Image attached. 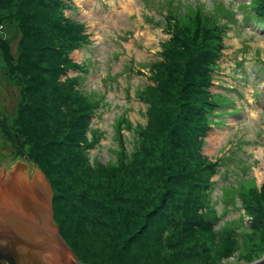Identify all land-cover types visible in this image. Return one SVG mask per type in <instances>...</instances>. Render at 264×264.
Listing matches in <instances>:
<instances>
[{
	"label": "rangeland",
	"instance_id": "rangeland-1",
	"mask_svg": "<svg viewBox=\"0 0 264 264\" xmlns=\"http://www.w3.org/2000/svg\"><path fill=\"white\" fill-rule=\"evenodd\" d=\"M168 3L177 4L189 12L212 10L227 26L218 59L219 67L209 84L213 102L218 106L212 115V128L202 136L205 145L201 153L207 162L213 164L215 171L202 173L204 182L208 181L209 185L202 187L201 194L197 191V194L191 195L188 184L179 186L174 192L176 194L169 202L172 208L168 211L171 220L167 221V226L175 225L173 234H177L171 239L157 240L158 235L152 233L151 239L144 244L155 250L156 245L164 242L163 247H158L169 252L173 247V238L179 242L181 233L198 229L192 231L186 243L178 248L177 257H183L186 264H247L264 254L252 256L251 250L263 243L253 233V216L247 206L249 197L255 198L251 186L255 184L259 189L264 185V26L255 20L248 21L249 17L247 20L244 18V11L239 5L247 4L249 0H92L87 7H81L76 0H72V7L65 8L63 14L83 25V32L89 36L90 42L89 47L71 51L73 65L60 77V82L70 84L69 80L75 78L82 82V92L89 97L83 102L87 107L90 102L94 105L86 136L91 141L96 137L97 140L85 149L87 165L71 160L73 145L55 141L52 157L57 165L52 167L57 169L59 166L61 169L57 180L65 187L64 192L73 195L69 198L70 206L77 208L81 216L87 212H92L93 217L100 215L101 208L108 206L102 201L113 203L115 197L127 206V209L122 208L123 211L132 214L146 212L160 202L161 197L154 200L149 197H153V191L158 194L160 190L159 168H163L164 162L157 160L152 163L144 147L135 159L130 153L135 150V142H146L149 138L146 125L150 102L141 98L138 92L148 89V93L153 94L157 86L153 78V64L164 60L162 46L171 36L164 29L165 22H162ZM33 6L31 3V12L35 9ZM21 7L22 0H0V165L7 162L9 166L17 160L26 159L7 153L12 144L10 134L4 131L9 122L16 119L21 100L23 84L11 81L6 72L9 58H15V66L20 62L17 45L23 32L18 20ZM41 11L45 19L47 13ZM251 13L258 16L257 10H251ZM42 28L43 35H48L52 42L58 41V37L54 39L46 26ZM27 45L30 50L33 49L32 40ZM20 80L25 84V80ZM86 112L78 113L79 120ZM173 114L177 116L178 111ZM73 118L67 123H60L63 127H57L58 132L71 125ZM183 118L187 115L183 114ZM159 138L160 135L155 142L163 148L166 142ZM30 145L32 148L33 144ZM31 148L26 147L25 152H30ZM161 153L163 149L158 155ZM123 162L130 166L124 171L117 169L119 175L124 176L119 183V177L112 172ZM90 165L93 169L110 167V171L102 177L107 179L112 173V183L106 185L99 175L95 176L97 173H91ZM177 184H173L172 188ZM88 197L94 202L89 199L83 201ZM116 207L120 206L116 204ZM173 211L176 219L172 218L175 217ZM101 224L112 228L115 221L107 215L106 221ZM250 234L254 238L250 239ZM172 252H177V249ZM148 253L151 255V249ZM177 257H174L176 261Z\"/></svg>",
	"mask_w": 264,
	"mask_h": 264
},
{
	"label": "trees",
	"instance_id": "trees-1",
	"mask_svg": "<svg viewBox=\"0 0 264 264\" xmlns=\"http://www.w3.org/2000/svg\"><path fill=\"white\" fill-rule=\"evenodd\" d=\"M30 2L32 6L35 4L32 12ZM68 7H72V0L70 2L22 0V7L18 13V20L23 30L21 41L17 45L20 50V62L15 66L13 64L15 58L13 57V60L9 58L10 65L6 71L11 76V81L13 79L23 84L19 106L17 104V117L13 122H9L5 130L3 128L10 134L9 141L12 146L9 153L15 151L14 155L33 161L46 174L54 192L55 221L60 226L65 241L81 262L186 264L183 257H177L178 248L183 242L186 243L192 231L196 232L198 229L181 233L179 242L173 238L171 244L174 248L169 249V252L168 249L166 252L159 249L161 245L164 246V242L156 245L155 250L145 246L144 243L151 239L152 233L158 235L157 240H164L167 237L171 239L177 234H173L175 225L167 226V221L171 220L168 215V211L172 208L169 202L174 198L176 194L174 192L179 186L188 184L192 190L191 195L197 194V191L201 194L202 187L209 185L208 181H205V184L202 173L212 169L213 172L215 171L213 164L207 162L201 153L205 145L202 136L212 128V115L218 106L213 102L209 84L213 73L219 67L218 59L227 26L212 10L205 11L199 8L197 13L189 12L186 9L182 10L177 4L168 3L167 13L164 14L162 22H165L164 29L170 32L171 36L162 46L164 60L153 64L155 74L153 78L157 81V86L153 94L148 93V89L138 92L141 98L150 102V107L147 109L149 121L146 125L149 138L146 142H135V150L130 153L135 159L140 149L144 147L146 153L149 152V160L152 163L157 160L164 162L163 168H159L160 190L158 194L154 191L150 192L153 197H149L151 200L161 197V200L146 212L132 214L130 211L125 213L122 208L127 209V206L121 199L115 197L112 199L113 203L110 200L102 201V204L108 206L101 208L100 215L93 217L92 212H87L86 215L81 216L76 211L77 208L70 206L69 198L73 195L64 192L65 187L57 180L61 169L59 166L57 169L52 167L57 165L52 157L55 141L62 145H73L71 160L86 164L85 149L93 146L97 140L96 137L91 141L86 136L89 128L88 120L94 105L90 102L87 107L83 102L89 97L82 92L84 89L82 82L78 81L79 78L69 80L70 84L60 82V77L73 65L71 51L79 47H89L90 42L89 36L83 32V25L64 16V10ZM239 7L244 11L246 20L249 17L248 21L255 20L264 26V0H249V3L240 4ZM41 10L47 13L45 19L41 15ZM251 10H257L258 16H253ZM46 22L47 24H44ZM42 26H46L52 32L54 39L58 37V41L52 42L48 35H43ZM36 29L38 31H34ZM30 40L33 41L32 50L27 45ZM20 79L25 80V84ZM83 106L86 108L80 109ZM84 111L88 112L79 120L78 113ZM175 111H178L179 117L174 116ZM183 114L187 115V118L184 119ZM69 115L70 118L74 116L73 123L58 132L57 127H63L60 123L70 121ZM55 131L58 133H54ZM136 132L139 133V130L136 129ZM143 133L144 131L141 135ZM159 135V139L166 142L163 148L159 142H155ZM30 144H33L32 148ZM26 147L31 148L30 152H25ZM162 149L163 154L158 155ZM58 155L63 157L60 153ZM128 166L129 163L123 162L112 172L119 177V183L124 176L121 177L117 169L124 171ZM90 167L92 166H89L91 173H97L94 175H99L106 185L112 183V173L107 179L102 177V174L110 171V167L98 169ZM97 177L94 179L97 180ZM177 182L183 183L177 184ZM173 184L177 185L172 188ZM122 185L124 186V182ZM68 187L73 189L72 185ZM251 187L252 194L255 195V198L249 197L250 199L247 200V206L253 216L251 225L254 229L253 233L258 235L263 243L251 252L252 256L256 254L259 257L258 255L264 252V185L259 189L255 184ZM88 199L94 202L89 197L83 201L87 202ZM116 204L121 208L116 207ZM173 212L175 214V211ZM107 215H111L115 221V226L112 228L101 224L106 221ZM90 217L93 219L91 220ZM172 218L176 219V214ZM249 238L254 236L250 234ZM195 241L199 242L197 239ZM197 242L195 244L198 245L200 242ZM146 249L148 251L151 249V255L157 259L149 255ZM175 249L177 252H172ZM155 251L157 253H154ZM171 253H175L174 257H177V261L172 257L173 255L170 256Z\"/></svg>",
	"mask_w": 264,
	"mask_h": 264
},
{
	"label": "water",
	"instance_id": "water-1",
	"mask_svg": "<svg viewBox=\"0 0 264 264\" xmlns=\"http://www.w3.org/2000/svg\"><path fill=\"white\" fill-rule=\"evenodd\" d=\"M53 197L49 179L33 161L17 160L5 172L0 168V219L9 229L0 241L9 242L17 263L87 264L61 234ZM247 264H264V254Z\"/></svg>",
	"mask_w": 264,
	"mask_h": 264
},
{
	"label": "flooded vegetation",
	"instance_id": "flooded-vegetation-1",
	"mask_svg": "<svg viewBox=\"0 0 264 264\" xmlns=\"http://www.w3.org/2000/svg\"><path fill=\"white\" fill-rule=\"evenodd\" d=\"M9 153V152H7ZM12 153H15V151H12ZM2 169V172H5L6 170H9L11 166L7 164V162H3L2 166H0ZM4 219H0V235H9V229L4 227ZM5 224V223H4ZM0 264H19L15 260V253L12 249V247L9 245V242L7 241H0Z\"/></svg>",
	"mask_w": 264,
	"mask_h": 264
},
{
	"label": "bare ground",
	"instance_id": "bare-ground-1",
	"mask_svg": "<svg viewBox=\"0 0 264 264\" xmlns=\"http://www.w3.org/2000/svg\"><path fill=\"white\" fill-rule=\"evenodd\" d=\"M76 1L80 4L81 7H83V5H84V7L85 6L87 7V6H89V4L92 0H76Z\"/></svg>",
	"mask_w": 264,
	"mask_h": 264
}]
</instances>
